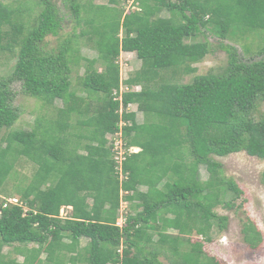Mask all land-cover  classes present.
<instances>
[{
	"label": "trees",
	"instance_id": "16d2710c",
	"mask_svg": "<svg viewBox=\"0 0 264 264\" xmlns=\"http://www.w3.org/2000/svg\"><path fill=\"white\" fill-rule=\"evenodd\" d=\"M7 1L0 0V51L14 52L8 81L20 82L28 96L63 105L55 118L10 132L0 147V192L6 193L1 187L18 157L35 166L20 192L26 208L22 203L2 207L0 198V264H166L160 254L168 264H219L188 236L194 232L209 241L211 230L223 229L227 220L213 209L232 207L241 193L213 156L245 151L264 158V113L258 110L264 101V44L257 59L245 60L235 46L220 43L227 54L223 72L181 82L195 71L191 64L210 51L207 40H187L201 29L236 41L262 36L264 0H136L138 10L128 12L61 0L75 23L85 27L53 48L46 47V38L60 36L64 21L57 3L28 0L24 9ZM35 7L39 10L29 28L23 13L30 15ZM162 10L168 15L162 16ZM81 40L96 51L95 57H81L72 48ZM120 52H135L141 61L124 80ZM80 59L86 96L71 90V67ZM13 97L1 80L0 130L19 117ZM130 104L143 113L142 122L128 110ZM72 115L84 118L77 119L73 133ZM119 130L126 148L140 149L126 155L122 170L127 178L121 181L108 139ZM200 166L207 173L202 181ZM120 190L137 208L122 227L115 225ZM61 206H70V214L60 217ZM242 233L251 248L261 242L250 220ZM83 238L87 241L81 246ZM14 244L12 253L21 261L2 252Z\"/></svg>",
	"mask_w": 264,
	"mask_h": 264
},
{
	"label": "rangeland",
	"instance_id": "374dc122",
	"mask_svg": "<svg viewBox=\"0 0 264 264\" xmlns=\"http://www.w3.org/2000/svg\"><path fill=\"white\" fill-rule=\"evenodd\" d=\"M28 0H13L7 2L11 4L13 8H17L23 4L24 9L28 6ZM59 6L61 13L64 15L63 28L60 30V36H48L46 38L47 48L56 47L61 39L67 37L73 32L78 33L85 27L83 23L76 24L72 18V14L68 8H65L61 0H54ZM85 4L94 5H108L109 7L123 8V11L128 12L132 10H138L136 0H116L118 3L112 0H80ZM175 1V0H172ZM5 2V1H4ZM39 7H35L34 11L30 15H24L23 21H29L27 27L33 24V17L38 13ZM83 15V12H80ZM162 16H167V11H161ZM7 28V26H5ZM264 36H258L255 34L246 35V37L238 39L237 41L231 37L220 38L212 33L205 32L201 29V32L197 37L188 39L187 41H203L207 40L209 43L210 51L198 62L191 64L195 71L189 75L182 77L181 82H188L194 75L205 73H221L225 69L227 64V54L220 48V43L231 44L236 47L237 52L243 59L255 58L257 59V50L259 45H263L264 41L261 39ZM248 45L249 50L246 51L244 47ZM78 48L81 57L85 56L92 58L96 56V51L89 45L84 44L83 41L73 46L72 48ZM71 54L74 50L71 49ZM118 65L120 70V78L122 80L127 79L130 75L136 72L141 65L140 59L136 57L135 52H120L118 57ZM15 63L14 52L0 51V81L6 80L8 82V88L14 93L13 104L19 109V117L11 127L3 128L0 130V147L6 145L7 136L14 130H30L36 123V120H44L48 118H55L57 110L63 105L61 100L58 99H37L26 95L22 89L20 82L8 81ZM96 67L100 70L101 65L97 64ZM84 72V61L79 60L77 65H72L70 81L71 90L79 96H86V92L82 89L80 83V77ZM135 90H138L140 86H134ZM128 110L136 113V120L142 122L144 117L143 113L137 109L136 104H130ZM258 110L264 113V101L258 105ZM77 119H84L72 115L70 123L73 126L69 129L70 132H75L77 126ZM135 147V146H133ZM213 158L221 164L223 175L231 178L238 186L241 193L239 196L232 200L233 206L226 208L222 205H217L213 211L217 215H225L227 217L226 226L223 229L213 228L210 232V240L205 241L201 235L191 233L188 238L191 242H201L202 249L208 255L213 256L219 264H264V158L252 156L245 151H239L230 153L225 156H213ZM35 166L25 157H18L13 165V169L6 178L2 189L4 192H0V198L2 197H16L19 200V205L24 204L20 198L21 188L28 184ZM207 173L204 166L199 168V180L206 179ZM144 186H140L139 190L145 191ZM120 193V207L118 209L117 220L121 222L126 218L127 214H134L137 208H134L131 201L125 199V194ZM231 197V194L227 195V198ZM90 202V199L88 200ZM131 202V203H130ZM24 208L25 205H23ZM70 206H61L60 213L69 215ZM253 222L257 229L261 233V242L256 248H251L243 238L242 228L246 221ZM169 233L175 235L176 231L171 229ZM82 244L87 241L85 238L81 239ZM179 244H184L180 241ZM17 245L4 246L3 253H12L13 247ZM170 246V245H169ZM173 246L169 247V249ZM180 250V248H178ZM18 261L22 260L21 255H15ZM42 258L44 255L41 256ZM159 259L168 264V259L160 254Z\"/></svg>",
	"mask_w": 264,
	"mask_h": 264
},
{
	"label": "built area",
	"instance_id": "2783aa9c",
	"mask_svg": "<svg viewBox=\"0 0 264 264\" xmlns=\"http://www.w3.org/2000/svg\"><path fill=\"white\" fill-rule=\"evenodd\" d=\"M108 139L110 140L109 143L111 144L112 151L115 154L114 158L117 163L116 169L118 172L119 180L121 181L122 179L127 178V173H124L122 170V163L129 152H134L133 147H129V148L125 147L121 130L115 132L114 134H109ZM120 192L122 194L123 191L120 190ZM1 199L3 200L2 207H6L9 204L19 205V200L16 197H2ZM65 216L67 215L60 213V217H65ZM125 221L126 218H124L121 222H119V220L116 219L115 225L122 227L125 224ZM119 251H121V249H119Z\"/></svg>",
	"mask_w": 264,
	"mask_h": 264
},
{
	"label": "crops",
	"instance_id": "0c3cea01",
	"mask_svg": "<svg viewBox=\"0 0 264 264\" xmlns=\"http://www.w3.org/2000/svg\"><path fill=\"white\" fill-rule=\"evenodd\" d=\"M70 212H71V209H70ZM65 241L68 242L67 239H66ZM85 243H86V241H85ZM85 243H84V244H85ZM84 244H82V241L80 240V245L83 246ZM74 254H75V253H74Z\"/></svg>",
	"mask_w": 264,
	"mask_h": 264
},
{
	"label": "water",
	"instance_id": "95a60500",
	"mask_svg": "<svg viewBox=\"0 0 264 264\" xmlns=\"http://www.w3.org/2000/svg\"><path fill=\"white\" fill-rule=\"evenodd\" d=\"M138 150H140L138 147H133L134 152H137Z\"/></svg>",
	"mask_w": 264,
	"mask_h": 264
}]
</instances>
